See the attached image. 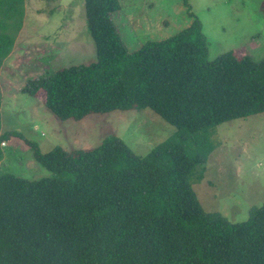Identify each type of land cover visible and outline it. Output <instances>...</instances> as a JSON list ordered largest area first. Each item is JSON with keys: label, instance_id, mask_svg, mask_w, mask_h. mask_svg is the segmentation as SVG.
Masks as SVG:
<instances>
[{"label": "trees", "instance_id": "16d2710c", "mask_svg": "<svg viewBox=\"0 0 264 264\" xmlns=\"http://www.w3.org/2000/svg\"><path fill=\"white\" fill-rule=\"evenodd\" d=\"M24 1L0 0V68ZM84 2L96 61L30 79L22 92L44 91L61 120L150 108L177 133L144 157L115 135L90 150L33 145L54 176L0 175V264H264V204L233 223L207 212L193 189L217 127L264 113V59L231 52L210 61L191 9L188 28L129 52L112 20L120 0ZM14 136L1 132L0 113V161Z\"/></svg>", "mask_w": 264, "mask_h": 264}, {"label": "rangeland", "instance_id": "374dc122", "mask_svg": "<svg viewBox=\"0 0 264 264\" xmlns=\"http://www.w3.org/2000/svg\"><path fill=\"white\" fill-rule=\"evenodd\" d=\"M120 4L112 20L129 52L188 28L193 22L191 9L207 37L210 61L231 52L264 59V0H120ZM24 8L22 29L0 68L1 132L19 134L1 145L0 175L31 181L53 177L36 160L33 145L42 154L55 147L90 150L115 135L144 157L175 136L177 128L150 108L61 120L47 107L44 91L35 96L23 93L30 79L97 59L84 0H25ZM213 142L215 149L203 166V177L193 178V189L207 212L244 222L264 204V113L221 124Z\"/></svg>", "mask_w": 264, "mask_h": 264}]
</instances>
